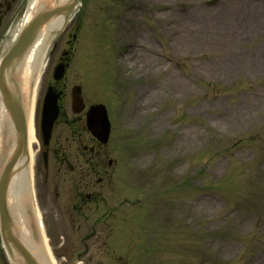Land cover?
<instances>
[{"label":"rangeland","instance_id":"374dc122","mask_svg":"<svg viewBox=\"0 0 264 264\" xmlns=\"http://www.w3.org/2000/svg\"><path fill=\"white\" fill-rule=\"evenodd\" d=\"M208 1L83 0L59 38L40 88L78 23L97 46L88 53L82 47L85 31L67 79L105 82L100 93L117 124L108 146L117 170L110 166L101 186L110 207L117 181V220L79 258L77 238L95 207L79 230L56 221L41 197L57 264H95L105 250L116 251L105 253L113 264H264V0ZM184 5L188 12L179 11ZM22 12L15 8L2 21L0 55ZM39 145L33 168L43 191ZM0 264H7L1 248Z\"/></svg>","mask_w":264,"mask_h":264},{"label":"water","instance_id":"95a60500","mask_svg":"<svg viewBox=\"0 0 264 264\" xmlns=\"http://www.w3.org/2000/svg\"><path fill=\"white\" fill-rule=\"evenodd\" d=\"M53 1V6L43 3L34 13L31 20L22 28L16 43L0 63V97L10 115L14 133L13 147L11 149L4 147L0 160V227L6 249L15 264H42L28 245L22 229L18 225L9 203L8 194L12 180L22 171L28 174L30 163L27 112L19 81V67L41 35L42 29H45L43 48L46 49L53 36L60 33L67 25L79 2V0ZM56 111L55 103L49 100L46 103L45 121L50 126L56 118ZM48 129L50 130L49 126ZM27 183L29 184L28 177ZM21 203L24 207L23 197H21ZM26 206L25 208L31 216L30 204L28 203ZM31 228L34 237L38 238L37 227L32 220Z\"/></svg>","mask_w":264,"mask_h":264},{"label":"bare ground","instance_id":"6f19581e","mask_svg":"<svg viewBox=\"0 0 264 264\" xmlns=\"http://www.w3.org/2000/svg\"><path fill=\"white\" fill-rule=\"evenodd\" d=\"M43 3L53 6V0H31L29 3V11L27 16L33 15ZM165 14V13H164ZM20 25L17 29H19ZM16 29V31H17ZM45 33V30L43 31ZM42 32V35H43ZM41 66V56H40V45H37L29 53V55L24 59L23 63L19 67L18 75L21 81L25 106L28 115L29 123V144L31 155L33 154L35 145L38 142V130H37V118H38V91H36L37 83L36 73L39 71ZM35 83V84H34ZM14 142V133L10 120L8 111L6 110L3 102L0 99V157L3 147L12 148ZM25 171L17 174L12 180L10 191H9V201L14 215L17 218L19 227L24 231V236L29 240L27 235V221L24 215V208L19 199V189L21 183L25 180ZM203 198L202 200H204ZM29 232V231H28ZM32 247H35L32 241H28ZM32 242V243H31Z\"/></svg>","mask_w":264,"mask_h":264},{"label":"flooded vegetation","instance_id":"af4514ba","mask_svg":"<svg viewBox=\"0 0 264 264\" xmlns=\"http://www.w3.org/2000/svg\"><path fill=\"white\" fill-rule=\"evenodd\" d=\"M93 104L92 102L89 105ZM68 119V117L65 115ZM73 123L76 122L77 126L80 127L82 118L80 117L78 121L76 118L72 117ZM93 139L92 146H89L86 142L82 143L83 149L88 156L86 163H82L81 170L78 178H73V207L78 213H83L84 210L88 207L90 202L104 203L105 197L102 195L101 191L96 189L91 190V187L95 188L99 182L104 178L103 174H105L106 167V154L102 151V146H100L99 142ZM83 141V139H82ZM53 153H56V157L59 158V154L57 155V151L52 148V156ZM72 156V154H70ZM60 161L65 162L74 170L75 166L69 163L70 158L67 155H63V158H59ZM91 162V164H90ZM111 164V163H110ZM80 163H77V167H79ZM91 168V169H90ZM97 179V181H96ZM50 194V190H48ZM56 196L57 198L61 197L59 185L56 186Z\"/></svg>","mask_w":264,"mask_h":264}]
</instances>
